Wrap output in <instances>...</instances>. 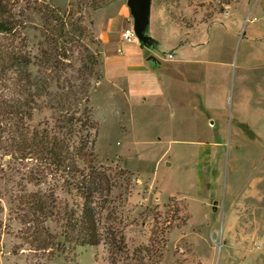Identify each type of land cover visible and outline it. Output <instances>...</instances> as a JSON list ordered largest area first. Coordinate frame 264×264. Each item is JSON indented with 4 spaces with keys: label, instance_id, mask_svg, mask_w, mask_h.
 <instances>
[{
    "label": "rangeland",
    "instance_id": "374dc122",
    "mask_svg": "<svg viewBox=\"0 0 264 264\" xmlns=\"http://www.w3.org/2000/svg\"><path fill=\"white\" fill-rule=\"evenodd\" d=\"M102 1L18 0L17 10L27 13L21 31L34 55L48 46L47 17L53 11L69 32L60 45L67 47L68 59L59 69L46 70L53 108L36 110L28 121L32 127L53 134L68 115L64 98L73 102L69 113H83V102L68 88L75 84L76 91L91 54L96 60L88 76V103L98 124L93 151L95 164L110 172L115 184L107 196L98 195L99 202L108 200L107 208L99 207L100 231L110 238L113 232L123 248H110L105 237L99 245L66 237L61 209L73 204L74 191L35 154L3 148L6 121L0 115V264H264V0L152 1L158 38L164 37L162 20L179 33L177 41L205 31L207 48L216 49L205 63L178 62L179 48L146 47L137 38L128 42L123 34L133 18L127 0ZM226 14L228 19L222 18ZM107 24L111 39L104 44ZM142 51L143 57L149 51L161 59H172V53L175 60H165L164 67L180 66L172 74L173 106L156 111L154 124H132L118 91L124 71L117 55L133 62ZM202 64L219 73H200ZM219 81L229 91L216 98L225 115L212 116L204 97L192 92ZM8 93L0 85V98ZM31 192L53 195L62 208L38 224L28 203ZM112 207L115 213L109 215Z\"/></svg>",
    "mask_w": 264,
    "mask_h": 264
},
{
    "label": "trees",
    "instance_id": "16d2710c",
    "mask_svg": "<svg viewBox=\"0 0 264 264\" xmlns=\"http://www.w3.org/2000/svg\"><path fill=\"white\" fill-rule=\"evenodd\" d=\"M107 1L104 0L100 4ZM17 3L18 0H0V85L11 92L8 96L0 98L1 120L6 121L1 124L4 128H0L7 135L3 148L24 156L35 154L42 163L63 174L74 191L76 198L73 204H67L65 208L61 207L53 195L29 193L28 203L31 204L33 213H36L38 224L43 222L42 219L53 209L62 208L65 234L70 241L79 245H99L105 237V242L110 248L117 247L120 250L123 248L120 238L113 232L111 238L103 237L100 231L99 207L107 208L108 200L99 202L98 195L107 196L115 184L112 183L110 172L95 164L93 151L92 135H96L98 124L92 118L88 103V76L93 73V62L96 60L91 54L88 57L91 64H86L80 70L83 71V80L76 85V91L75 84L68 88V93L76 96L75 101L83 102V113L77 115V112L72 110L69 113L73 102L64 98L62 108L67 110L68 115L67 118L63 117L62 122L55 124L53 134H49L47 129L32 127L34 125L28 121L33 120L36 110L53 108L52 93L49 89L51 83L46 70L59 69L68 59L67 47L64 45L60 49V45L67 41L65 34L69 32L65 29V22L60 13L53 11L51 16L47 17L48 24L52 26L46 28L45 39L48 46L43 49L41 56L34 55L31 49H27L26 38L22 36L21 31L25 27L27 13L19 6L17 10ZM99 203L103 204L98 206ZM111 211L109 215H114L113 207ZM105 218L110 219L108 215ZM107 230H110V227L105 231ZM50 243L58 245V240H50Z\"/></svg>",
    "mask_w": 264,
    "mask_h": 264
},
{
    "label": "crops",
    "instance_id": "0c3cea01",
    "mask_svg": "<svg viewBox=\"0 0 264 264\" xmlns=\"http://www.w3.org/2000/svg\"><path fill=\"white\" fill-rule=\"evenodd\" d=\"M126 14V12H124ZM130 13V11L128 12ZM229 16V14H226V16L222 17L224 19ZM117 21V20H116ZM153 18L151 19L150 27H151V35L157 40L155 44H157V48L159 46L168 45L171 47V49L176 50L179 48L181 51L180 55L181 57L178 58V62H194L198 61L199 63H205V61L210 62L211 60H208L211 57V52H214L216 49L214 47L212 51V48H207L206 45L210 44V42L205 39V31H198L196 35L189 36L185 40H179L177 41L175 37H177L176 34H179L177 31L174 30V27H171L167 24H165L164 20H162L161 23H163L162 32L164 33V37L158 38L157 36V30L152 29L153 24ZM169 26V29L168 27ZM106 30L102 34L104 36V44H107V42L111 39V32H109V25H106ZM169 32V33H168ZM229 33H233L231 29L228 28ZM167 33V34H166ZM191 37V39L189 38ZM161 44V45H158ZM151 46V45H145ZM143 50V49H142ZM155 51H160L161 49H154ZM156 53V52H154ZM188 53H197V55H200L199 59H192L188 55ZM171 55V56H170ZM196 55V54H195ZM170 58L172 59H161L158 54L150 53L149 51L143 57V51L141 56L139 57L138 61H129L127 60V57L125 56H118L117 60H121V67L119 69H122L124 72V75L120 77V84L119 88L121 90H118V88L113 84L115 90L120 91L122 94L121 96L124 98V105L123 108L132 116L131 121L132 124H136L137 121H140L142 123H155L154 120L157 119L156 111H160L164 108L170 109L171 106H173V97L174 96V82L172 79V74L174 70H177L176 67H180L176 65L175 63L169 64L164 67L163 62L165 60L172 61L175 60L174 54H169ZM182 60V61H181ZM182 62V63H183ZM108 63V62H106ZM167 67V68H166ZM183 72V69H181ZM205 70L209 72L210 76L219 73L218 70H215V68H211L207 64H202L199 68V72L202 73V71ZM118 71V69H117ZM116 71V72H117ZM198 71V69H197ZM126 72V73H125ZM193 88V86H191ZM228 86H226V83H222L221 81L215 82V83H207L204 90L202 88V92H192L193 96H203L204 97V104L208 109V113H211L212 116L214 114H223L225 115V112H223L222 108L217 106V104H220L216 100V98L220 97H226L228 94ZM212 110V111H211ZM139 112V117L136 118L135 112ZM198 120V118H197ZM212 120H210L211 122ZM216 123V122H215ZM160 138V136H159ZM173 143V142H172Z\"/></svg>",
    "mask_w": 264,
    "mask_h": 264
},
{
    "label": "water",
    "instance_id": "95a60500",
    "mask_svg": "<svg viewBox=\"0 0 264 264\" xmlns=\"http://www.w3.org/2000/svg\"><path fill=\"white\" fill-rule=\"evenodd\" d=\"M153 0H127L133 18V27L137 38L143 45H153L157 40L147 30L151 23Z\"/></svg>",
    "mask_w": 264,
    "mask_h": 264
},
{
    "label": "built area",
    "instance_id": "2783aa9c",
    "mask_svg": "<svg viewBox=\"0 0 264 264\" xmlns=\"http://www.w3.org/2000/svg\"><path fill=\"white\" fill-rule=\"evenodd\" d=\"M123 37L128 42H132L134 40V38H137V34H136L135 30H134L133 24L131 25V27L127 28L124 31Z\"/></svg>",
    "mask_w": 264,
    "mask_h": 264
}]
</instances>
